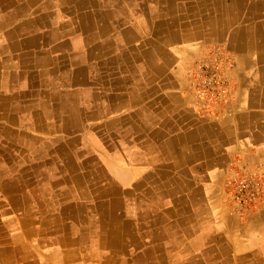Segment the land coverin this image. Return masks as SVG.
<instances>
[{
    "label": "crops",
    "instance_id": "0c3cea01",
    "mask_svg": "<svg viewBox=\"0 0 264 264\" xmlns=\"http://www.w3.org/2000/svg\"><path fill=\"white\" fill-rule=\"evenodd\" d=\"M47 1L0 0V264H264V203L239 218L225 196L233 171L264 170V0L104 5L105 36L96 8ZM214 47L230 99L198 116L189 74Z\"/></svg>",
    "mask_w": 264,
    "mask_h": 264
},
{
    "label": "built area",
    "instance_id": "2783aa9c",
    "mask_svg": "<svg viewBox=\"0 0 264 264\" xmlns=\"http://www.w3.org/2000/svg\"><path fill=\"white\" fill-rule=\"evenodd\" d=\"M232 63L229 55L220 48H213L193 66L189 81L198 115H208L228 103L231 85L225 73ZM225 194L231 213L239 218L253 214L264 203V170L233 171L226 179Z\"/></svg>",
    "mask_w": 264,
    "mask_h": 264
},
{
    "label": "bare ground",
    "instance_id": "6f19581e",
    "mask_svg": "<svg viewBox=\"0 0 264 264\" xmlns=\"http://www.w3.org/2000/svg\"><path fill=\"white\" fill-rule=\"evenodd\" d=\"M49 1V0H48ZM47 1V2H48ZM56 1V0H55ZM141 1V2H140ZM149 1H152V2H161V1H168V0H149ZM203 1V0H202ZM236 1H238V0H236ZM235 1V2H236ZM243 1V0H242ZM253 1V0H252ZM57 2V1H56ZM144 2H145V0H144ZM142 0H77V3L76 4H74V6L75 7H77V8H82V9H87V7H89V8H96V10H98L97 12V14H96V18H94V19H92L90 16H88L85 20L86 21H88L89 22V24H91V23H93V21H94V23L95 22H97V21H102V24L101 25H99L98 26V29H100L101 30V33H103L104 34V36L105 35H107L109 32L110 33H112L113 31H112V29H111V24H109L108 23V21L106 22V21H104L105 19L103 18V16H102V14H103V12H101V11H99L100 10V8L101 7H103L104 5L105 6H107V7H112V8H115L114 10H116V8H117V10H123V9H125V8H133V7H136V6H139L140 5V3L141 4H143L144 3ZM239 2V1H238ZM248 2V1H247ZM260 2V1H259ZM3 3V2H2ZM30 3H32V2H30L29 1V3H28V6H29V4ZM146 3V2H145ZM17 4V3H16ZM43 4H45L46 5V3L44 2ZM47 4H49V2L47 3ZM164 4H165V2H164ZM246 4V3H245ZM248 4V3H247ZM36 5V4H35ZM65 5V4H64ZM136 5V6H135ZM227 5H228V3H227ZM28 6H27V8H28ZM42 6V5H41ZM47 6V5H46ZM63 6V5H62ZM74 7V8H75ZM186 7V6H185ZM191 7V6H190ZM46 8V7H45ZM55 8V7H54ZM215 8H216V6H215ZM218 8V7H217ZM245 8V7H244ZM57 9V8H56ZM66 9V8H65ZM107 9V8H106ZM175 9V8H174ZM209 9V8H208ZM243 9V8H242ZM246 9V8H245ZM261 9H262V7H261ZM264 9V8H263ZM20 10V9H19ZM41 10V9H40ZM40 10L38 9V10H36V12H32V16H31V18H30V21L32 20V18H36V20H35V22H36V24L38 23V24H40L41 22H44V19H43V15L42 14H40ZM113 10V11H114ZM153 10V9H152ZM155 10V9H154ZM256 10V9H255ZM258 10V9H257ZM59 11V10H58ZM61 11V10H60ZM105 11V10H104ZM113 11L112 12H108L110 15H114V13H113ZM217 11V10H216ZM259 11H261L260 9H259ZM4 12V11H3ZM9 12V11H8ZM17 12V11H16ZM43 12V11H42ZM89 12V11H88ZM152 12V11H151ZM154 12V11H153ZM158 12V11H157ZM230 12V11H229ZM119 13V12H118ZM118 13H117V15H118ZM155 13V12H154ZM194 13H196V12H194ZM214 13V12H213ZM218 13V12H217ZM121 14V13H120ZM247 14V13H246ZM116 15V14H115ZM116 15V16H117ZM211 15V14H210ZM241 15V14H240ZM122 16V15H121ZM127 16V15H126ZM155 16V15H154ZM112 17V16H111ZM113 17H115V16H113ZM216 17V16H215ZM232 17V16H231ZM255 17V16H254ZM263 17V16H262ZM90 18V19H89ZM107 18V17H106ZM123 18V17H122ZM127 18V17H126ZM149 18V17H148ZM153 18V17H152ZM161 18H162V16H161ZM13 19H16V18H13ZM61 19V18H60ZM70 19V18H69ZM79 19H80V17H79ZM82 19H84V17L82 18ZM110 19V18H109ZM108 19V20H109ZM113 19V18H112ZM158 19V18H157ZM156 19V20H157ZM173 19V18H172ZM220 19V18H219ZM111 20V19H110ZM160 20V19H159ZM163 20V19H162ZM176 20V19H175ZM221 20V19H220ZM241 20V19H240ZM116 21H118L117 19H116ZM216 21H218V20H216ZM242 21V20H241ZM7 22V21H6ZM49 22V21H48ZM77 22V21H76ZM110 22V21H109ZM124 22V21H123ZM133 22V21H132ZM145 22V21H144ZM154 22V21H153ZM245 22V21H244ZM248 22V21H247ZM111 23V22H110ZM135 23V22H134ZM155 23H157V22H155ZM154 23V24H155ZM165 23V22H164ZM182 23V22H181ZM184 23V22H183ZM195 23V22H194ZM257 23V22H256ZM4 24V23H3ZM11 24V23H10ZM44 24V23H43ZM137 24V23H136ZM234 24V23H233ZM6 25H7V23H6ZM31 25V24H30ZM29 25V26H30ZM45 25V24H44ZM48 25V24H47ZM51 25V24H50ZM72 25V24H71ZM74 25V24H73ZM124 25V24H123ZM210 25V24H209ZM254 25V24H253ZM1 26V25H0ZM96 26V25H95ZM132 26V25H131ZM139 26V25H138ZM146 26V25H145ZM171 26V25H170ZM169 26V27H170ZM6 27V26H5ZM75 27V26H74ZM162 27V26H161ZM165 27V26H164ZM163 27V28H164ZM212 27V26H211ZM83 28H84V26H83ZM131 28V27H130ZM145 28V27H144ZM154 28V27H153ZM187 28H189V27H187ZM195 28V27H194ZM193 28V29H194ZM219 28V27H218ZM258 28V27H257ZM260 28H262V27H260ZM132 29V28H131ZM211 29V28H210ZM50 30V29H49ZM82 30V29H81ZM138 30H139V28H138ZM160 30V29H159ZM188 30V29H187ZM57 31H59V30H57ZM77 31H79V30H77ZM143 31V30H142ZM152 31H154V30H152ZM163 31V30H162ZM184 31H186V30H184ZM211 31V30H210ZM252 31V30H251ZM14 32V31H13ZM136 32V31H135ZM138 32V31H137ZM219 31H217V33H218ZM143 33V32H142ZM154 33V32H153ZM157 33H158V31H157ZM156 33V34H157ZM185 33V32H184ZM220 33V32H219ZM218 33V34H219ZM262 33H263V31H262ZM32 34V33H31ZM41 34V33H40ZM88 34V33H87ZM191 34V33H190ZM194 34V33H193ZM198 34H199V32H198ZM253 34V33H252ZM68 35V34H67ZM141 35V34H140ZM158 35V34H157ZM181 35V34H180ZM195 35V34H194ZM224 35H226V34H223V36ZM41 36V35H40ZM52 36V35H51ZM134 36V35H133ZM152 36V35H151ZM196 36V35H195ZM54 37H56L55 35H54ZM171 37V36H170ZM41 38V37H40ZM49 38V37H48ZM51 38V37H50ZM131 38V37H130ZM156 38V37H155ZM186 38V37H185ZM191 38V37H190ZM189 38V39H190ZM193 38H194V36H193ZM204 39V38H203ZM248 39V38H247ZM35 40H36V35H34V34H32L31 36H30V41L32 42V43H35ZM39 40V39H38ZM200 40V39H199ZM196 41V40H195ZM212 41V40H211ZM40 42V41H39ZM193 42V41H192ZM209 42V41H208ZM109 43V42H108ZM191 43V42H190ZM251 43V42H250ZM10 44V43H9ZM187 44V43H186ZM192 44V43H191ZM194 44V43H193ZM3 45V44H2ZM35 45V44H34ZM106 45H107V43H106ZM181 45V44H180ZM6 46V45H5ZM70 46V45H69ZM109 46V45H108ZM190 46V45H189ZM214 46H215V44H214ZM229 46V45H228ZM4 47V46H3ZM38 47V46H37ZM220 47H221V45H220ZM249 47V46H248ZM261 47H263V46H261ZM1 48V47H0ZM20 48V47H19ZM31 48V47H30ZM33 48V47H32ZM172 48V47H171ZM214 48H219V47H214ZM229 48H231V47H229ZM252 48V47H251ZM70 49V48H69ZM102 49V48H101ZM149 49H151V48H149ZM165 49V48H164ZM184 49V48H183ZM213 49V48H212ZM223 49H224V47H223ZM254 49V48H253ZM259 49V48H258ZM100 50V49H99ZM123 50V49H122ZM205 50V49H204ZM69 51V50H68ZM148 51V50H147ZM196 51V50H195ZM92 52H93V50H92ZM164 52V51H163ZM185 52H187V51H185ZM152 53V52H151ZM237 53V52H236ZM16 54V53H15ZM59 54V53H58ZM62 54V53H61ZM98 54V53H97ZM97 54H95V55H97ZM130 54V53H129ZM150 54V53H149ZM238 54V53H237ZM245 54V53H244ZM17 55V54H16ZM152 55V54H151ZM161 55V54H160ZM182 55H184L183 53H182ZM207 55V54H206ZM263 55H264V53H263ZM62 56V55H61ZM113 56V55H112ZM133 56V55H132ZM205 56V55H204ZM241 56V55H240ZM243 56V55H242ZM93 57H95V56H93ZM134 57V56H133ZM232 57V56H231ZM259 57V56H258ZM97 58V57H96ZM98 58H100V56L98 57ZM107 58V57H106ZM202 58V57H201ZM252 58V57H251ZM264 58V57H263ZM17 59V58H16ZM49 59V58H48ZM137 59V58H136ZM152 59V58H151ZM178 59V58H177ZM200 59V58H199ZM259 59V58H258ZM47 60V59H46ZM120 60V59H119ZM126 60V59H125ZM262 60V59H261ZM17 61H18V59H17ZM23 61V60H22ZM88 61V60H87ZM140 61V60H139ZM240 61V60H239ZM264 61V60H263ZM122 62V61H121ZM198 62V61H197ZM196 62V63H197ZM235 62V61H234ZM260 62V61H259ZM51 63V62H50ZM137 63V62H136ZM146 63V62H145ZM183 63V62H182ZM126 64H127V62H126ZM135 64V63H134ZM190 64V63H189ZM243 64V63H242ZM23 65V64H22ZM123 65V64H122ZM145 65V64H144ZM255 65V64H254ZM253 65V66H254ZM44 66H47L46 64L44 65ZM86 66V65H85ZM148 66V65H147ZM238 66V65H237ZM4 67V66H3ZM27 67H29V66H27ZM123 67V66H122ZM153 67V66H152ZM178 67V66H177ZM13 68V67H12ZM76 68V67H75ZM130 68V67H129ZM249 68V67H248ZM21 69V68H20ZM65 69V68H64ZM87 69V68H86ZM123 69H124V67H123ZM126 69V68H125ZM241 69V68H240ZM240 69H238V70H240ZM36 70V69H35ZM100 70V69H99ZM103 70V69H102ZM143 70V69H142ZM154 70V69H153ZM247 70V69H246ZM125 71V70H124ZM156 71V70H155ZM154 71V72H155ZM158 71V70H157ZM234 71V70H233ZM26 72V71H25ZM74 72V71H73ZM85 72V71H84ZM164 72V71H163ZM230 72V71H229ZM237 72V71H236ZM152 73V72H151ZM159 73V72H158ZM239 73V72H238ZM240 74V73H239ZM190 75V74H189ZM18 76V75H17ZM86 76V75H85ZM40 77V76H39ZM148 77V76H147ZM151 77V76H150ZM153 77V76H152ZM229 77V76H228ZM241 77V76H240ZM243 77V76H242ZM116 78V77H115ZM244 78V77H243ZM31 79V78H30ZM148 79V78H147ZM228 79V78H227ZM230 79V78H229ZM241 79V78H240ZM189 80V79H188ZM148 81V80H147ZM153 81V80H152ZM240 81V80H239ZM255 81V80H254ZM131 82V81H130ZM256 82V81H255ZM261 82V81H260ZM190 83V82H189ZM242 84H244L243 83V80H242V82H241ZM257 83V82H256ZM145 84V83H144ZM149 84V83H148ZM231 84V83H230ZM258 84H259V82H258ZM38 85V84H37ZM243 86V85H242ZM246 86V85H245ZM128 88V87H127ZM243 88V87H242ZM247 88V87H246ZM248 88H250V87H248ZM149 89V88H148ZM152 89V88H151ZM154 89V88H153ZM141 91V90H140ZM98 93V92H97ZM101 93V92H100ZM121 93V92H120ZM127 93V92H126ZM145 93V92H144ZM50 94V93H49ZM96 94V93H95ZM233 94V93H232ZM92 95V94H91ZM234 95V94H233ZM35 96V95H34ZM49 96V95H48ZM51 96H52V94H51ZM80 96V95H79ZM173 96V95H172ZM2 98V97H1ZM80 99H81V97H79ZM151 98H152V96H151ZM5 99V98H4ZM13 99V98H12ZM46 99V98H45ZM57 99V98H56ZM85 99H86V97H85ZM236 99V98H235ZM14 100V99H13ZM54 100V99H53ZM144 100V99H143ZM264 100V99H263ZM85 101V100H84ZM100 101V100H99ZM127 101H128V99H127ZM148 101V100H147ZM151 101V100H150ZM10 102V101H9ZM146 102V101H145ZM170 102V101H169ZM50 103V102H49ZM123 102H121V104H122ZM143 103V102H142ZM237 103H238V101H237ZM264 103V102H263ZM34 104V103H33ZM148 104V103H147ZM236 104V103H235ZM254 104V103H253ZM253 104H252V106H253ZM123 105V104H122ZM129 105V104H128ZM142 105V104H141ZM153 105V104H152ZM165 105V104H164ZM163 105V106H164ZM194 105V104H193ZM19 106V105H18ZM47 106V105H46ZM97 106V105H96ZM135 106V105H134ZM133 106V107H134ZM231 106V105H230ZM255 106H258V105H255ZM6 107V106H5ZM17 107V106H16ZM56 107H57V105H56ZM98 107V106H97ZM132 107V106H131ZM153 107V106H152ZM157 107H158V105H157ZM168 107V106H167ZM170 107V106H169ZM193 107V106H192ZM23 108V107H22ZM21 108V109H22ZM35 108V107H34ZM166 108V107H165ZM6 109V108H5ZM10 109V108H9ZM17 109H19V108H17ZM54 109V108H53ZM86 109V108H85ZM88 109H90L89 107H88ZM109 109V108H108ZM107 109V110H108ZM149 109V108H148ZM257 109V108H256ZM20 110V109H19ZM24 110V109H23ZM32 110V109H31ZM130 110V109H129ZM154 110V109H153ZM157 110V109H156ZM159 110V109H158ZM161 110V109H160ZM219 110V109H218ZM1 111V110H0ZM28 111V110H27ZM40 111V110H39ZM65 111V110H64ZM145 111V110H144ZM147 111V110H146ZM175 111V110H174ZM196 111V110H195ZM223 111V110H222ZM3 112V111H2ZM94 112V111H93ZM126 112V111H125ZM135 112V111H134ZM138 112V111H137ZM149 112V111H148ZM193 112V111H192ZM233 112H235V111H233ZM4 113V112H3ZM41 113V112H40ZM39 113V114H40ZM56 113V112H55ZM58 113V112H57ZM69 113V112H68ZM92 113V112H91ZM106 113V112H105ZM139 113V112H138ZM156 113V112H155ZM170 113V112H169ZM194 113V112H193ZM213 113V112H212ZM217 113V112H216ZM18 114V113H17ZM53 114H54V112H53ZM136 114V113H135ZM197 114V113H196ZM195 114V115H196ZM218 114V113H217ZM2 115V114H1ZM42 115V114H41ZM57 115V114H56ZM61 115V114H60ZM60 115H59V117H60ZM89 115H91V114H89ZM97 115H98V113H97ZM140 115V114H139ZM221 115H223V114H221ZM4 116V115H3ZM111 116V115H110ZM126 116V115H125ZM199 116V115H198ZM211 116V115H210ZM2 117V116H1ZM134 117H136V116H134ZM137 117H139V116H137ZM154 117H156V116H154ZM181 117V116H180ZM191 117V116H190ZM33 118V117H32ZM51 118V117H50ZM103 118H105V117H103ZM113 118V117H112ZM122 118V117H121ZM126 118V117H125ZM34 119V118H33ZM67 119H69V118H67ZM90 119V118H89ZM95 119V118H94ZM100 119V118H99ZM118 119V118H117ZM140 119V118H139ZM139 119H138V121H139ZM153 119V118H152ZM191 119V118H190ZM189 119V120H190ZM24 120V119H23ZM43 121H44V119H42ZM41 120V121H42ZM61 120V119H60ZM133 120V119H132ZM135 121H136V119H134ZM143 120V119H142ZM165 120V119H164ZM171 120V119H170ZM220 120V119H219ZM226 120V119H225ZM34 121H36V120H34ZM33 121V122H34ZM93 121V120H92ZM141 121V120H140ZM209 121V120H208ZM218 121V120H217ZM232 121V120H231ZM241 121H243V120H241ZM2 122V121H1ZM22 122V121H21ZM90 122V121H89ZM88 122V123H89ZM103 122V121H102ZM112 122V121H111ZM115 122H117V121H115ZM153 122V121H152ZM199 123H200V121H198ZM215 122V121H214ZM3 123V122H2ZM10 123V122H9ZM36 123H38V122H36ZM46 123V122H45ZM104 123V122H103ZM113 123V122H112ZM133 123V122H132ZM143 123V122H142ZM161 123V122H160ZM176 123V122H175ZM213 123V122H212ZM223 123V122H222ZM5 124V123H4ZM10 124H12V123H10ZM42 124H44L43 122H42ZM48 124V123H47ZM127 124H129V123H127ZM139 124H140V122H139ZM149 124V123H148ZM209 124V123H208ZM214 124V123H213ZM250 124V123H249ZM260 124H261V122H260ZM46 125V124H45ZM68 125H69V123H68ZM120 125H122V124H120ZM162 125V124H161ZM166 125V124H165ZM187 125V124H186ZM219 125V124H218ZM238 125V124H237ZM242 125V124H241ZM4 126V125H3ZM34 126H35V124H34ZM40 126V125H39ZM48 126V125H47ZM108 126V125H107ZM119 126V125H118ZM137 126V125H136ZM135 126V127H136ZM140 126V125H139ZM171 126V125H170ZM177 126V125H176ZM180 126L181 125H179V128H180ZM185 126V125H184ZM6 127V126H5ZM69 127V126H68ZM120 127V126H119ZM127 127V126H126ZM183 127V126H182ZM181 127V128H182ZM3 128V127H2ZM21 128V127H20ZM65 128V127H64ZM111 128V127H110ZM143 128V127H142ZM159 128V127H158ZM184 128V127H183ZM213 128H214V126H213ZM5 129V128H4ZM8 129V128H7ZM6 129V130H7ZM27 129V128H26ZM139 129V128H138ZM144 129V128H143ZM258 129V128H257ZM42 130V129H41ZM46 130V129H45ZM147 130V129H146ZM145 130V131H146ZM149 130V129H148ZM8 131V130H7ZM30 131V130H29ZM44 131V130H43ZM50 131V130H49ZM90 131V130H89ZM123 131V130H122ZM179 131V130H178ZM209 131H210V129H209ZM244 131V130H243ZM254 131V130H253ZM80 132H82V131H80ZM154 132V131H153ZM176 132V131H175ZM194 132V131H193ZM245 132V131H244ZM10 133H12V132H10ZM14 133H16V132H14ZM49 133V132H48ZM58 133V132H57ZM103 133V132H102ZM152 133V132H151ZM181 133V132H180ZM255 133V132H254ZM50 134V133H49ZM107 134V133H106ZM136 134H137V132H136ZM169 134V133H168ZM14 135V134H13ZM43 135V134H42ZM65 135V134H64ZM258 135V134H257ZM10 136V135H9ZM16 136V135H15ZM20 136V135H19ZM84 136V135H83ZM133 136V135H132ZM146 136V135H145ZM172 136H173V134H172ZM177 136H179L178 134H177ZM185 136H186V134H185ZM202 136V135H201ZM213 136V135H212ZM11 137V136H10ZM24 137V136H23ZM45 137V136H44ZM141 137V136H140ZM183 137V136H182ZM181 137V138H182ZM234 137H235V135H234ZM92 138H94V137H92ZM96 138V137H95ZM122 138V137H121ZM204 138V137H203ZM202 138V139H203ZM211 138V137H210ZM210 138H209V140H210ZM212 138H214L215 139V137H212ZM225 138V137H224ZM229 138V137H228ZM149 139V138H148ZM186 139V138H185ZM20 140V139H19ZM43 140V139H42ZM41 140V141H42ZM178 140V139H177ZM98 141V140H97ZM147 141V140H146ZM260 141V140H259ZM120 142H121V140H120ZM172 142V141H171ZM188 142V141H187ZM219 142V141H218ZM229 142V141H228ZM10 143V142H9ZM89 143V142H88ZM157 143V142H156ZM185 143H186V141H185ZM240 143V142H239ZM259 143V142H258ZM21 144V143H20ZM123 144V143H122ZM142 144H143V142H142ZM174 144V143H173ZM244 144V143H243ZM60 145H62V144H60ZM156 145V144H155ZM219 145V144H218ZM10 146V145H9ZM21 146V145H20ZM91 146V145H90ZM126 146V145H125ZM168 146V145H167ZM169 146H170V143H169ZM168 146V147H169ZM178 146V145H177ZM216 146V145H215ZM214 146V147H215ZM15 147H17V146H15ZM61 147V146H60ZM111 147V146H110ZM140 147H142V146H140ZM158 147V146H157ZM180 147V146H179ZM178 147V148H179ZM12 148V147H11ZM144 148V147H143ZM58 149H59V147H58ZM93 149V148H92ZM103 149V148H102ZM140 149V148H139ZM159 149V148H158ZM15 150H17V149H15ZM171 150V149H170ZM176 150V149H175ZM21 151V150H20ZM59 151H61V150H59ZM65 151V150H64ZM177 151V150H176ZM102 152V151H101ZM134 152V151H133ZM173 152H174V150H173ZM62 153V152H61ZM103 153H105L106 154V152H103ZM71 154V153H70ZM100 154V153H99ZM130 155H132V154H130ZM176 155V154H175ZM214 155H215V153H214ZM105 156V155H104ZM133 156V155H132ZM106 157V156H105ZM16 158V157H15ZM51 158V157H50ZM94 158V157H93ZM110 158V157H109ZM157 158V157H156ZM155 158V159H156ZM69 159V158H68ZM151 159V158H150ZM178 159V158H177ZM57 160V159H56ZM85 160V159H84ZM96 160V159H95ZM100 160V159H99ZM148 160V159H147ZM158 160V159H157ZM179 160V159H178ZM20 161V160H19ZM66 161V160H65ZM83 161V160H82ZM89 161H91V160H89ZM148 161H150V160H148ZM171 161V160H170ZM206 161H208V160H206ZM67 162V161H66ZM152 162V161H151ZM111 163V162H110ZM156 163H157V161H156ZM178 163V162H177ZM67 164V163H66ZM74 164V163H73ZM103 164V163H102ZM148 164V163H147ZM207 164V163H206ZM88 165V164H87ZM92 165V164H91ZM112 165V164H111ZM132 165V164H131ZM156 165V164H155ZM155 165H154V167H155ZM208 165V164H207ZM206 165V166H207ZM86 166V165H85ZM84 166V167H85ZM89 166V165H88ZM137 166V165H136ZM139 166V165H138ZM153 166V165H152ZM176 166H178L177 164H176ZM196 166V165H195ZM194 166V167H195ZM214 166V165H213ZM256 166V165H255ZM44 167V166H43ZM90 167V166H89ZM118 167V166H117ZM120 167V166H119ZM198 167V166H197ZM234 167H235V165H234ZM260 167V166H259ZM39 168V167H38ZM37 168V169H38ZM124 168V167H123ZM153 168V167H152ZM158 168V167H157ZM251 168V167H250ZM256 168V167H255ZM61 169V168H60ZM59 169V170H60ZM65 169V168H64ZM160 169V168H159ZM235 169H236V167H235ZM264 169V168H263ZM66 170V169H65ZM117 170V169H116ZM128 170V169H127ZM154 170V169H153ZM35 171V170H34ZM99 171V170H98ZM114 171V170H113ZM160 171V170H159ZM180 171V170H179ZM43 172V171H42ZM144 172V171H143ZM167 171H165V173H166ZM232 172V171H231ZM44 173V172H43ZM149 173V172H148ZM161 172H159V174H160ZM163 173V172H162ZM40 174V173H39ZM59 174V173H58ZM68 174V173H67ZM116 174V173H115ZM139 174V173H138ZM157 174V173H156ZM70 175V174H69ZM86 175V174H85ZM99 175V174H98ZM111 175V174H110ZM153 175H155V174H153ZM178 175V174H177ZM82 176V175H81ZM157 176V175H156ZM179 176V175H178ZM31 177V176H30ZM43 177V176H42ZM46 177V176H45ZM62 177V176H61ZM78 177V176H77ZM94 177V176H93ZM138 177V176H137ZM151 177V176H150ZM160 177V176H159ZM66 178V177H65ZM113 178V177H112ZM115 178V177H114ZM47 179V178H46ZM86 179V178H85ZM116 179V178H115ZM160 179V178H159ZM14 180V179H13ZM40 180V179H39ZM38 180V181H39ZM45 180V179H44ZM61 180V179H60ZM117 180V179H116ZM86 181V180H85ZM148 181V180H147ZM185 181V180H184ZM54 182V181H53ZM161 182V181H160ZM43 183V182H42ZM79 183V182H78ZM139 183V182H138ZM161 184V183H160ZM5 185H7V184H5ZM139 185H141V184H139ZM159 185V184H158ZM28 186V185H27ZM62 186V185H61ZM185 186H187V185H185ZM206 187V186H205ZM213 187V186H212ZM10 188V187H9ZM63 188V187H62ZM141 188V187H140ZM3 189H4V187H3ZM46 189V188H45ZM134 189H135V186H134ZM139 189V188H138ZM189 189V188H188ZM44 190V189H43ZM60 190V189H59ZM84 190V189H83ZM126 190H128V189H126ZM132 190V189H131ZM87 191V190H86ZM42 193V192H41ZM113 193H114V191H113ZM166 193V192H165ZM85 194V193H84ZM87 194H88V192H87ZM25 195V194H24ZM23 195V196H24ZM47 195V194H46ZM55 195V194H54ZM129 195V194H128ZM182 195H184V194H182ZM6 196H8V195H6ZM28 196V195H27ZM64 196H66V195H64ZM86 196V195H85ZM164 196V195H163ZM225 196H226V194H225ZM61 197V199H62V196H60ZM88 197H89V195H88ZM166 197V196H165ZM178 197V196H177ZM227 197V196H226ZM24 197H22V199H23ZM59 198V197H58ZM48 199H50V198H48ZM61 199H60V201H61ZM69 199V198H68ZM26 200H27V197H26ZM67 200V199H66ZM175 200V199H174ZM49 201V200H48ZM93 201V200H92ZM26 202V201H25ZM94 202V201H93ZM115 203H117V204H120L119 203V201H117V202H115ZM207 203V202H206ZM178 204V203H177ZM209 204V203H208ZM25 205V204H24ZM175 205V204H174ZM51 206V205H50ZM55 206H57V205H55ZM54 207V206H53ZM81 207V206H80ZM114 207H115V205H114ZM96 208V207H95ZM207 208V207H206ZM219 208V207H218ZM225 208V207H224ZM2 209V208H1ZM53 209V208H52ZM51 209V210H52ZM260 209H262V208H260ZM57 210V209H56ZM55 210V211H56ZM176 210H177V208H176ZM8 211V210H7ZM206 211V210H205ZM212 211V210H211ZM223 211V210H222ZM9 212V211H8ZM11 212V211H10ZM9 212V213H10ZM139 214V213H138ZM142 214V213H141ZM162 214V213H161ZM221 214V213H220ZM260 214V213H259ZM151 215V214H150ZM187 215V214H186ZM218 215V214H217ZM40 216V215H39ZM215 216V215H214ZM228 216V215H227ZM226 216V217H227ZM262 216V215H261ZM107 217V216H106ZM105 217V218H106ZM219 217H222V216H219ZM101 218V217H100ZM103 219V221H105V223L107 224V225H109V223H108V218H106V219ZM224 218H225V216H224ZM261 218V217H260ZM259 218V219H260ZM9 219H11V218H9ZM16 219V218H15ZM133 219V218H132ZM221 219V218H220ZM228 219V218H227ZM231 219V218H230ZM7 220V219H6ZM224 220V219H223ZM33 221H36V220H33ZM230 221V220H229ZM26 223V222H25ZM25 223H24V225H25ZM75 224V223H74ZM113 225H116L117 223H112ZM126 224V223H125ZM131 224H133V223H131ZM154 224V223H153ZM10 225V224H9ZM118 225L120 226L121 224L120 223H118ZM146 225H148V224H146ZM150 225H151V223H150ZM161 225V224H160ZM101 226V225H100ZM110 226V225H109ZM129 226V225H128ZM157 226V225H156ZM245 226V225H244ZM243 226V227H244ZM126 227V226H125ZM130 228H131V225L129 226ZM151 227V226H150ZM175 227V226H174ZM7 228V227H6ZM10 228V227H9ZM20 228V227H19ZM62 228V227H61ZM112 228V227H111ZM124 228V227H123ZM245 228H246V226H245ZM78 229V228H77ZM76 229V230H77ZM133 229V228H132ZM141 229V228H140ZM144 229V228H143ZM147 229V228H146ZM160 229V228H159ZM10 231H11V229H9ZM15 230V229H14ZM114 231V230H113ZM119 231V230H118ZM134 231V230H133ZM155 231V230H154ZM123 232V231H122ZM240 232V231H239ZM84 233V232H83ZM142 233H144V232H142ZM150 233V232H149ZM17 234V233H16ZM15 234V235H16ZM19 234V233H18ZM72 234V233H71ZM88 234V233H87ZM86 234V235H87ZM135 234H136V231H135ZM228 234V233H227ZM226 234V235H227ZM237 234V233H236ZM13 235V234H12ZM144 235V234H143ZM223 235V234H222ZM229 235V234H228ZM248 236H249V233L247 234ZM72 236V235H71ZM135 236V235H134ZM186 236V235H185ZM14 237V236H13ZM18 237V236H17ZM20 237V236H19ZM34 237V236H33ZM73 237V236H72ZM77 237V236H76ZM81 237V236H80ZM102 237V236H101ZM137 237V236H136ZM189 237V236H188ZM230 237V236H229ZM238 237V236H237ZM23 238V237H22ZM116 238V237H115ZM115 238H113V241H112V243H113V245H117V243H118V240H119V238H118V240H116ZM15 239V238H14ZM17 239V238H16ZM49 239V238H48ZM76 239V238H75ZM88 239V238H87ZM235 239V238H234ZM18 240V239H17ZM30 240V239H29ZM140 240V239H139ZM163 240V239H162ZM13 241V240H12ZM74 241V240H73ZM76 241V240H75ZM74 241V242H75ZM225 241V240H224ZM49 242V241H48ZM59 242V241H58ZM65 242V241H64ZM107 242V241H106ZM250 242V241H249ZM66 243V242H65ZM234 243V242H233ZM236 243V242H235ZM14 244V243H13ZM188 244V243H187ZM213 244V243H212ZM225 244V243H224ZM223 244V245H224ZM55 245V244H54ZM57 245V244H56ZM229 245V244H228ZM235 245H237V244H235ZM69 246V245H68ZM67 246V247H68ZM104 246H105V244H104ZM167 246V245H166ZM232 246H234V244L232 245ZM65 247V246H64ZM82 247V246H81ZM151 247V246H150ZM227 247V246H226ZM237 247V246H236ZM79 248V247H78ZM105 248V247H104ZM173 248V247H172ZM259 248V247H258ZM84 249V248H83ZM140 249V248H139ZM146 249V248H145ZM150 249V248H149ZM130 250V249H129ZM137 250V249H136ZM144 250V249H143ZM224 250V249H223ZM259 250V249H258ZM258 250H256V252L258 251ZM131 251V250H130ZM142 251V250H141ZM162 251V250H161ZM225 251H226V249H225ZM113 252V251H112ZM135 252V251H134ZM159 252V251H158ZM157 252V253H158ZM227 252V251H226ZM150 253V252H149ZM100 254V253H99ZM218 254V253H217ZM127 255V254H126ZM154 255V254H153ZM158 255V254H157ZM85 256V255H84ZM130 256V255H129ZM148 256V255H147ZM228 256V255H227ZM256 256H257V254H256ZM49 257V256H48ZM234 257V256H233ZM262 257V256H261ZM148 258V257H147ZM235 258V257H234ZM241 258V257H240ZM239 258V259H240ZM114 259V258H113ZM117 259V258H116ZM128 259V258H127ZM146 259V258H145ZM161 259V258H160ZM217 259V258H216ZM215 259V260H216ZM239 259H237V260H239ZM242 259V258H241ZM126 260V259H125ZM128 260H130V259H128ZM134 260V259H133ZM140 260V259H139ZM252 260V259H251ZM254 260V259H253ZM233 261V260H232ZM263 261V260H262ZM132 262V261H131ZM139 262H141V261H139ZM155 262V261H154ZM236 262V261H235ZM101 263V262H100ZM224 263V262H223ZM228 263V262H227ZM102 264V263H101ZM115 264H116V262H115ZM226 264V263H225Z\"/></svg>",
    "mask_w": 264,
    "mask_h": 264
},
{
    "label": "rangeland",
    "instance_id": "374dc122",
    "mask_svg": "<svg viewBox=\"0 0 264 264\" xmlns=\"http://www.w3.org/2000/svg\"><path fill=\"white\" fill-rule=\"evenodd\" d=\"M233 214V213H232ZM120 245V241L118 240V243H117V246H119Z\"/></svg>",
    "mask_w": 264,
    "mask_h": 264
}]
</instances>
